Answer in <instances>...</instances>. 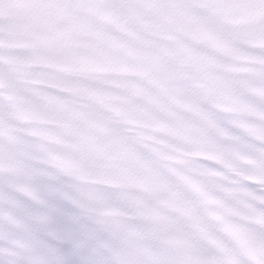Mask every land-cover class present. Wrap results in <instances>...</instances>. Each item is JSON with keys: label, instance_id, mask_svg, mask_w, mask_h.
Masks as SVG:
<instances>
[{"label": "snow or ice", "instance_id": "obj_1", "mask_svg": "<svg viewBox=\"0 0 264 264\" xmlns=\"http://www.w3.org/2000/svg\"><path fill=\"white\" fill-rule=\"evenodd\" d=\"M0 264H264V0H0Z\"/></svg>", "mask_w": 264, "mask_h": 264}]
</instances>
